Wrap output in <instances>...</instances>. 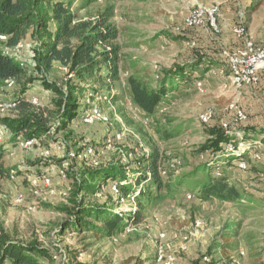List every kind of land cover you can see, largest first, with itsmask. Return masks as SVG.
<instances>
[{"label":"rangeland","instance_id":"rangeland-1","mask_svg":"<svg viewBox=\"0 0 264 264\" xmlns=\"http://www.w3.org/2000/svg\"><path fill=\"white\" fill-rule=\"evenodd\" d=\"M74 1L79 16L108 5L114 7L113 21L119 29L116 43L123 56L121 79L85 96L81 106L90 107L67 131L57 135L33 143L12 141L11 134L0 124V157L4 168L0 173V230L20 241L37 240L53 252L55 264H136L138 260L163 264L156 259L160 248H164L171 264H192L208 256L217 264H264V176L253 170H264L262 147L250 151L251 171L225 169L235 183L259 199L258 205L246 212L224 201L203 200L187 190L176 193L174 198L152 203L140 224L128 226L118 235L100 238L73 228L58 234L59 224L68 215L54 208L67 202L70 170L108 163L135 169L141 154L155 143L163 156L160 167L165 179L172 173L170 179L175 181L182 173L204 165L205 158L212 159L209 150L202 151L211 137L208 134L211 127L224 123L226 130L233 132L244 122L239 120L238 111L245 113V122L264 126V75L260 80L262 72L259 73L257 84L239 86L243 81L233 83L227 57V53L244 47V37L237 36L234 27L243 25L248 38L264 42V0H97L89 8L81 7L82 0ZM212 6L218 9L215 26L209 21L189 24L195 9L207 11ZM208 16L204 15L206 20ZM177 36L180 38L176 39ZM5 40L0 35L1 51L10 52L33 67L34 43L29 37L14 48L8 47ZM201 53L205 55L202 63L187 66L195 73L192 77L187 75L185 83L169 76L173 92L167 95L161 114L167 123L165 120L156 126L154 118L147 117L132 102L127 83V73L132 70L130 63H136L135 70H143L150 80L156 81L167 70L189 63ZM209 61L218 65L211 68ZM65 73L66 68L56 63L49 78L62 83ZM15 91L9 81L0 86V117L10 113ZM52 94L37 81L28 97L36 105H50ZM94 106L108 120L92 117L90 109ZM206 114L209 120L204 122L201 117ZM164 125L172 132L169 139L156 132V127L163 129ZM236 137L234 144L250 142L243 134ZM252 154L261 157L255 160ZM219 168L222 173L224 169ZM131 174L128 172V176ZM32 177H48L50 184L46 186L41 181L39 187H34ZM144 185L143 181L140 187ZM105 197H118L119 211L136 209L135 196L119 195L118 185L113 182L101 196ZM236 219L242 221L240 237L232 240L238 241V249L220 254L216 246L225 225Z\"/></svg>","mask_w":264,"mask_h":264},{"label":"trees","instance_id":"trees-1","mask_svg":"<svg viewBox=\"0 0 264 264\" xmlns=\"http://www.w3.org/2000/svg\"><path fill=\"white\" fill-rule=\"evenodd\" d=\"M97 0H82V8H89ZM74 0H0V35L6 38L5 44L14 48L29 37L34 46L33 67H29L10 52L0 50V86L6 81L14 84L12 108L8 115L0 117V124L9 131L12 141L37 142L44 137L67 131L70 125L82 118L83 111L90 105L81 106V101L89 93H97L100 88L109 87L110 83L121 79V48L116 43L119 29L114 23V7L106 6L103 10L79 16L74 8ZM180 38L179 36L175 37ZM204 53L196 55L189 63L167 70L156 81L150 80L143 70H135L136 63H130L127 83L131 99L147 117L154 118L155 125L167 123L161 116L163 106L167 104V95L171 92V80L187 81L195 73L187 66L200 64ZM59 63L66 68L62 83L49 78L54 65ZM210 63V61H209ZM211 68L216 63H210ZM218 65V64H216ZM198 66V65H197ZM264 75L261 73L260 80ZM199 79V78H198ZM154 80V79H153ZM37 81L44 90L52 92L49 105H36L29 99L30 90ZM99 86V87H98ZM158 122V123H157ZM171 122V120H170ZM165 123V124H166ZM163 129L156 127V132L163 139H169L172 132L166 125ZM234 131L242 132L245 140L264 142V126L244 122ZM234 131L220 126L211 127L209 137L202 151L209 150L211 160L204 165L182 173L175 181L165 179L160 164L162 153L159 147L151 143L150 150L142 153L136 168L128 170L119 163H108L85 167L81 170L68 171L70 190L67 202L55 209L68 215L59 224L58 234H64L69 228L78 232H90L96 237L108 238L121 233L129 225H138L145 219V210L154 202L165 198H174L178 192L190 190L203 200H220L241 207L243 212L258 205L259 199L246 187L235 183L226 168L236 167L237 161L248 163L250 151L239 155H226V145L236 139ZM253 134V137H248ZM153 142V141H152ZM251 142V149H256ZM3 159L0 157V173L4 171ZM257 162V161H256ZM264 163V161H262ZM242 171L250 170L251 166ZM224 169L216 176L213 169ZM14 170V169H13ZM241 170V169H239ZM256 175L264 176V170L253 169ZM128 172L132 174L128 176ZM150 177V178H149ZM147 181L145 187H140ZM118 185V194L123 197L135 196L134 211H117L120 206L118 196L101 198L109 183ZM140 190L139 192H137ZM104 199V200H103ZM50 207L51 205H46ZM242 221L234 220L225 225L224 232L217 243V251L226 254L228 250L238 249ZM238 240V239H237ZM53 252L33 239L20 241L9 233L0 230V264H55ZM212 258V257H211ZM82 264V263H80ZM111 264V263H107ZM136 264H145L138 260ZM192 264H217L210 259H197Z\"/></svg>","mask_w":264,"mask_h":264},{"label":"built area","instance_id":"built-area-1","mask_svg":"<svg viewBox=\"0 0 264 264\" xmlns=\"http://www.w3.org/2000/svg\"><path fill=\"white\" fill-rule=\"evenodd\" d=\"M217 12H218V9L215 6H212L207 11L202 8L195 9L192 13L191 18L189 19V24L190 25H202L206 21H209L210 24L212 23L215 26L213 22L215 21L214 16L217 14ZM205 14L209 15L207 20L204 17ZM234 33L239 37H244V47L237 48L232 53H227L228 63L230 65L229 67L233 75V83H235L236 80H239V81H243L239 84V86L241 85L250 86V85L257 84L259 82V73L264 71V42L257 43L253 39L248 38L246 36V29L243 25L234 27ZM219 72L222 74L223 70L220 69ZM238 112H240L239 120H245L246 119L245 113L244 115H242L241 111H238ZM90 113L92 117H98V118L100 117L101 119L105 121L108 120V118L102 115V113L99 111V109L96 106L90 109ZM208 116L209 115L207 114L203 115L201 117V120L204 122H207L209 120ZM224 127H226L227 129L226 124H224ZM6 131L9 133L8 130ZM234 133H235V136L237 134H243L242 132H239V131H234ZM251 142L253 141H250V142L245 141V143L240 142V143H236L237 145L234 144V142L228 143L226 145V155H239L247 151L255 152V149L253 150L251 149ZM253 143H254L253 146H256L257 148L262 147L264 150V142L262 140L258 139V140H255ZM141 145L143 146V144ZM252 157L255 160H257V158H260L261 156L259 154H256V155L252 154ZM68 164H69L68 161H66L65 165L67 166ZM237 166L239 169L245 170L246 168H248L247 167L248 163L246 161L240 160V161H237ZM60 173L62 174L63 177H66L63 170H60ZM214 174L216 176L221 175L219 167H217V170L214 171ZM12 176H13V173H12ZM41 181L46 183V186H49L50 184V178L48 177H45L43 179L42 178L39 179L38 177L31 178V183L34 185V187H39L41 184L40 183ZM144 182L146 183L147 181H144ZM67 189L68 191H66V194H68L70 187H67ZM156 259L158 262H161L163 264H171V259L166 257L164 248L158 249ZM206 259L208 260V257Z\"/></svg>","mask_w":264,"mask_h":264},{"label":"crops","instance_id":"crops-1","mask_svg":"<svg viewBox=\"0 0 264 264\" xmlns=\"http://www.w3.org/2000/svg\"><path fill=\"white\" fill-rule=\"evenodd\" d=\"M130 95H131V93H130Z\"/></svg>","mask_w":264,"mask_h":264}]
</instances>
